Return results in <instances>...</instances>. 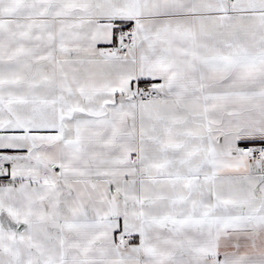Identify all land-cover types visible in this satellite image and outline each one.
Wrapping results in <instances>:
<instances>
[{
	"label": "snow or ice",
	"instance_id": "obj_1",
	"mask_svg": "<svg viewBox=\"0 0 264 264\" xmlns=\"http://www.w3.org/2000/svg\"><path fill=\"white\" fill-rule=\"evenodd\" d=\"M0 264H264V0H0Z\"/></svg>",
	"mask_w": 264,
	"mask_h": 264
}]
</instances>
